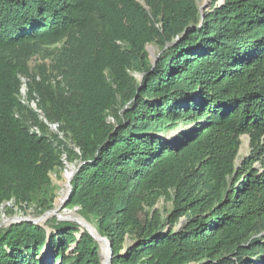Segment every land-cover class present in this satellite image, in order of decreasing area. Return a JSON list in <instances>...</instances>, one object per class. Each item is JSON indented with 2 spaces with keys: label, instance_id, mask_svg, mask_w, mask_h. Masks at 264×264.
<instances>
[{
  "label": "trees",
  "instance_id": "1",
  "mask_svg": "<svg viewBox=\"0 0 264 264\" xmlns=\"http://www.w3.org/2000/svg\"><path fill=\"white\" fill-rule=\"evenodd\" d=\"M217 1L203 16L199 0H0V208L51 209L66 154L65 207L110 240L112 264H264V0ZM65 37L64 86L30 91L62 138L20 99V74L26 46ZM82 230L0 228V264H102Z\"/></svg>",
  "mask_w": 264,
  "mask_h": 264
},
{
  "label": "rangeland",
  "instance_id": "2",
  "mask_svg": "<svg viewBox=\"0 0 264 264\" xmlns=\"http://www.w3.org/2000/svg\"><path fill=\"white\" fill-rule=\"evenodd\" d=\"M139 1L142 3H145L146 0H139ZM221 1L222 0H218L217 3L221 4L220 3ZM199 5H200L201 12L204 16L205 13L211 9L213 5V0H199ZM67 43H68V38L65 37L55 43H51V44L31 43L24 48L27 51L28 57H29L27 61L29 73L20 74L21 81H22L20 99L24 102L25 105H28L30 109L35 110L39 114V118L41 121L44 120L45 122H47L42 111L38 109V103L40 101V96L38 95V93H34V96L30 97L31 87L36 86L35 80L43 83V79H45L44 83L46 85L52 86L53 88H57L58 86H64L65 81H64L63 75L61 74L59 70L57 60H59V57L61 56V51L64 46H67ZM88 43H90L89 40H87V44ZM147 50L149 52V58L151 62L155 64L159 55L161 54V48L157 44H150L147 46ZM134 75L138 78L142 77V74L140 73L135 72ZM43 87L46 88L45 85ZM51 132L59 134L60 136L59 130H56L55 128H52L51 126H49L48 134H51ZM62 138H63V135H62ZM249 152H250V136L242 135L241 136V146H240L237 161L240 162L245 156L249 154ZM63 159H64L65 167H68V166H74L75 168L77 167L78 160L75 159L73 161H68L66 154H64ZM257 166H260V165L257 164ZM65 169L59 168L51 173L54 186L51 189V191H49L50 193H48L49 195L51 193L53 195V198L51 199V201H49L52 208L49 210L54 209L55 200L59 194V191L63 188V182L65 180L63 173ZM47 197L48 199L50 198V196H47ZM9 208L13 209V211H10ZM155 208H157L158 210H161L164 213V215H168L173 210V203L171 200H168V199H165V197H162L160 198L159 202L156 204ZM79 209L80 208L78 206L65 207L64 211L66 210V211L75 212L76 216L68 217V219H70V221H74L78 223L80 221L79 217L82 216ZM147 209L148 208H146V210ZM45 212H41L40 208L36 204H32L31 206L23 204L22 206H20V205H16L14 202H9L0 208V223L3 221V219L16 217V216H19V217L25 216L30 219H37L40 216H42ZM140 215H141V218H144L146 216L145 212H142ZM53 218L57 219L58 217L57 216L49 217L46 222H48L49 220ZM184 219L185 218L181 220V222L179 223L177 227L183 224ZM7 225L9 224H3L2 228L7 227ZM79 225L81 226L82 229H84V227L81 224ZM77 236H80V235L77 234ZM101 260H102V249H101Z\"/></svg>",
  "mask_w": 264,
  "mask_h": 264
},
{
  "label": "bare ground",
  "instance_id": "3",
  "mask_svg": "<svg viewBox=\"0 0 264 264\" xmlns=\"http://www.w3.org/2000/svg\"><path fill=\"white\" fill-rule=\"evenodd\" d=\"M74 170H75L74 166L66 167V169L63 173L64 179H65L63 182V188L59 191V194L55 200V207H54V209H52L53 212H52V214H50V217H52V216H57V217L76 216V213L73 211H66V210H65L66 212L64 211V204L67 200V195H68V191H69V184H70V180L72 178ZM19 218L20 217H11V218H7V219H3L2 224H9L12 221H15L16 219H19ZM47 220H48V218L45 219V222ZM94 231H95V235L99 236L98 232L96 230H94ZM101 246H102V260L106 264L108 262V259H109L108 245L106 242H101Z\"/></svg>",
  "mask_w": 264,
  "mask_h": 264
},
{
  "label": "water",
  "instance_id": "4",
  "mask_svg": "<svg viewBox=\"0 0 264 264\" xmlns=\"http://www.w3.org/2000/svg\"><path fill=\"white\" fill-rule=\"evenodd\" d=\"M223 2H224V0H222L220 3L222 4ZM75 172H76V168H75V170L73 172V175H72V178L70 180L69 191H68V195H67V200H66V202L64 204V208H65V205H66V203H67V201L69 200V197H70V193H71V189H72L71 181L73 179V176H74ZM52 212H53V210H49V211L45 212L42 216H40L39 218H37V219H30V218H27L25 216H22V217L20 216L19 219H16L15 221H12L7 226H10V225H13V224H16V223H21V222H34V223H37V224L44 225L45 219L49 218L50 217V214H52ZM16 217H19V216H16ZM57 219L59 221L70 220V219H68V217H58ZM79 220L80 221L78 223L81 224L84 227V229L88 230L94 236V238L100 244V248L101 249H102L101 242H106L107 243V245H108V251H109V259H108V262L106 264H112L113 251H112V248H111V242H110V240L107 237L100 235L99 233H98L99 236H96L95 235V231H94V230H96V228L88 220H86L83 216L79 217ZM2 226H3V224L1 222L0 223V228H2ZM102 264H105V263L102 261Z\"/></svg>",
  "mask_w": 264,
  "mask_h": 264
},
{
  "label": "built area",
  "instance_id": "5",
  "mask_svg": "<svg viewBox=\"0 0 264 264\" xmlns=\"http://www.w3.org/2000/svg\"><path fill=\"white\" fill-rule=\"evenodd\" d=\"M23 102V101H22ZM24 103V102H23ZM48 123V122H47ZM49 126H51L52 128H55L56 130H58V126L57 124H51V123H48ZM32 131H35L37 133H40V130L37 128V127H32ZM62 133H60V136L62 137Z\"/></svg>",
  "mask_w": 264,
  "mask_h": 264
}]
</instances>
